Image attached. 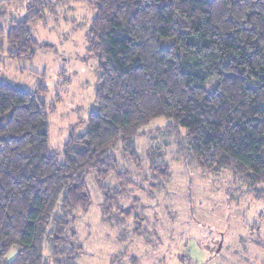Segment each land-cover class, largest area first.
I'll return each instance as SVG.
<instances>
[{
  "label": "trees",
  "instance_id": "trees-1",
  "mask_svg": "<svg viewBox=\"0 0 264 264\" xmlns=\"http://www.w3.org/2000/svg\"><path fill=\"white\" fill-rule=\"evenodd\" d=\"M83 1L94 13L86 52L96 61L95 110L83 134L50 153L47 112L60 99L46 103L43 84L0 82V258L17 249L0 264H74L81 249L72 224L90 206L85 177L116 172L118 145L137 165L135 139L148 133L186 169L264 187V0ZM66 2L1 0L0 58L49 50L30 24L57 19ZM4 4L24 15L4 22ZM158 119L166 124L149 127ZM149 158L152 174L167 179L168 166L153 163L152 151ZM116 179L119 191L132 184L126 171ZM99 189L107 218L119 192Z\"/></svg>",
  "mask_w": 264,
  "mask_h": 264
},
{
  "label": "rangeland",
  "instance_id": "rangeland-1",
  "mask_svg": "<svg viewBox=\"0 0 264 264\" xmlns=\"http://www.w3.org/2000/svg\"><path fill=\"white\" fill-rule=\"evenodd\" d=\"M55 12L60 14L57 19L48 16L30 24L32 37L49 50L38 49L32 60L0 58V82L24 89L43 84L46 103L60 99L55 110L47 112L53 154L69 137L86 131L96 87V61L86 52L93 10L83 0H69ZM23 15L18 4L3 5L4 22ZM164 124L158 119L149 127ZM163 145L153 132L136 138L137 165L118 145L113 150L116 172L105 181H97L93 173L85 177L90 206L77 212L72 224L81 249L74 264H263L258 246L264 244V199L257 191L264 187L252 189L227 171L186 169ZM150 151L153 163L168 166L167 179L152 174ZM125 171L132 184L119 191L116 173ZM102 186L110 194L119 192L107 218ZM16 254L13 247L0 261L9 263Z\"/></svg>",
  "mask_w": 264,
  "mask_h": 264
}]
</instances>
